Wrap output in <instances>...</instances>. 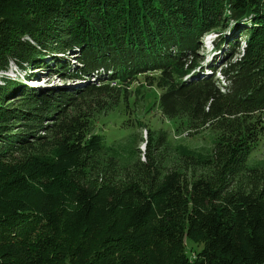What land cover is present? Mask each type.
<instances>
[{
  "label": "trees",
  "instance_id": "1",
  "mask_svg": "<svg viewBox=\"0 0 264 264\" xmlns=\"http://www.w3.org/2000/svg\"><path fill=\"white\" fill-rule=\"evenodd\" d=\"M218 30L227 53L197 68ZM11 64L78 88L0 83V264H264V167L247 165L264 138V0H0ZM139 77L167 120L216 134L211 157L168 167L161 135L145 161L104 159L100 100Z\"/></svg>",
  "mask_w": 264,
  "mask_h": 264
},
{
  "label": "rangeland",
  "instance_id": "2",
  "mask_svg": "<svg viewBox=\"0 0 264 264\" xmlns=\"http://www.w3.org/2000/svg\"><path fill=\"white\" fill-rule=\"evenodd\" d=\"M230 37V32L224 30L203 35L200 38V46L202 44L203 47H200L197 68L208 71L211 67L217 66L218 60H223L227 53L225 39ZM221 42L225 43L221 45V49H217L216 44ZM243 48L244 42L240 41L241 52ZM224 50L222 58L217 59ZM67 59L71 64L76 62L71 58ZM36 72H39L37 76ZM36 72L30 69L25 71L11 64L6 72H0V83L4 79L20 82L22 78L35 75L32 80L33 88L36 86L40 91L52 92L63 88H78L77 83L63 79L54 67ZM219 79L224 87V81L221 77ZM117 89L113 92V99L109 95L101 98L102 110L94 117L93 133L103 137L106 149L104 159L114 157L123 168L131 166L138 160L145 161L149 142L152 141L154 146L156 139L161 135L164 139L158 145L157 154L166 157L165 164L168 167L177 165L185 158L184 154L194 157L212 156L216 134L209 128L195 130L182 124L181 121L171 122L163 117L157 99L159 92L155 88H150L144 77H139L131 84H125ZM130 101L133 102L131 106ZM247 165L250 168L264 167V138L248 158ZM191 246L192 244L189 243L188 248ZM195 248L200 250V247Z\"/></svg>",
  "mask_w": 264,
  "mask_h": 264
}]
</instances>
